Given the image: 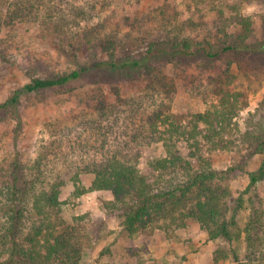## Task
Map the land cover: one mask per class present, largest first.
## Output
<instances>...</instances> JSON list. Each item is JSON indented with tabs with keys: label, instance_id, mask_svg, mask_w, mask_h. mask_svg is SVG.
Returning a JSON list of instances; mask_svg holds the SVG:
<instances>
[{
	"label": "rangeland",
	"instance_id": "1",
	"mask_svg": "<svg viewBox=\"0 0 264 264\" xmlns=\"http://www.w3.org/2000/svg\"><path fill=\"white\" fill-rule=\"evenodd\" d=\"M52 1L55 8H45L41 17L29 16L25 20L4 24L1 28L0 103L32 77L53 76L73 68V57L83 54L78 42L85 30L91 33L92 52L100 53L101 57H106L103 45L109 42L119 56L139 55L148 49L152 41L167 36L206 40L218 45L225 40L222 29L227 27L221 25L219 17V11L223 10L229 18L249 16L252 35L246 44L212 60L197 54L175 60L172 64L163 62L158 65L168 78L167 83L174 87L170 98L172 109L189 119L192 114L214 105L218 100L216 90L223 87L241 92L240 100L248 103L233 120L238 122L241 131L251 113L264 120V0ZM81 9L88 12L87 20L77 16ZM227 30L234 33V24ZM93 81L83 77L66 87L22 95L20 123L14 119L0 121L1 177L16 157L31 165L43 147L52 151L54 146L51 142L62 137L61 150L59 146L56 148L60 157L55 165L69 179L75 171L73 163L83 165L88 158L84 140L85 137L92 138L90 131L86 130L85 118L96 105V99H91L93 91L99 88L111 104L120 103L124 98L138 99L145 94L149 78L141 75L116 82H102L103 85H94ZM151 107L150 100V104L148 102L143 106L144 114ZM140 116L136 117V126L142 121ZM234 131L238 132L236 128ZM91 136H94L93 133ZM56 143L59 145V142ZM123 143L125 141L119 136L112 135L106 147L113 151L124 148L121 147ZM163 150L162 142L145 146L140 159L141 167L152 156H163ZM94 151L92 144L90 155ZM240 151H214V167L226 169L234 165L247 152L244 149ZM55 157L50 155L53 160ZM260 162V156L249 159L244 170L234 172L228 180L231 188L228 216L234 211L242 226L250 212L249 205L264 207V180L246 191L249 173L256 170ZM93 178L94 175L82 174L77 182L69 180L60 195V215L55 217L81 229L82 264H264V258L246 261L247 252L245 245L242 248L243 244H230L223 238L209 239L208 233L191 218L181 227H156L129 234L123 219L113 210L111 192L90 188ZM241 201H244L242 206L239 204ZM31 225L29 222L25 233L31 230ZM262 231L264 229H259L256 234H263ZM233 250L238 251L240 262L234 259ZM229 252L227 258L223 257V253ZM7 257V250L0 244V264H5Z\"/></svg>",
	"mask_w": 264,
	"mask_h": 264
},
{
	"label": "trees",
	"instance_id": "2",
	"mask_svg": "<svg viewBox=\"0 0 264 264\" xmlns=\"http://www.w3.org/2000/svg\"><path fill=\"white\" fill-rule=\"evenodd\" d=\"M53 3L52 0H0V30L4 24L29 16L41 17L45 8H55ZM77 16L87 20L88 12L81 9ZM219 17L221 25L227 27L222 29L225 40L218 45L167 36L152 41L139 55L119 56L107 41L103 45L106 57H101L100 53L92 52L91 33L85 30L78 42L83 54L73 57V68L53 76L32 77L0 103V121L14 119L20 123L19 108L25 93L66 87L83 77L94 80V85L141 75L149 78L145 94L138 99L124 98L111 104L99 88L93 91L91 99H96V105L92 106V115L86 114L88 118H85L86 130L92 138V141L89 137L84 140L88 158L83 165L73 163L75 171L69 179L55 165L60 157L56 148L59 146L61 150L62 137L51 142L52 151L43 147L31 165L16 157L0 175V244L8 253L5 264H82L81 229L62 218L55 219L60 215L64 187L69 180L77 182L82 174L94 175L92 190L111 192L113 210L119 213L129 234L156 227H181L191 218L208 233L209 239L223 238L230 244H243L242 248L245 245L246 261L264 258V231L256 234L264 229V207L249 205L243 226L234 211L228 216L231 175L243 171L249 159L260 156L259 167L249 173L246 191L264 180V120L251 113L241 131L233 120L248 103L240 100L241 92L223 87L217 88L218 100L214 105L187 119L173 111L170 102L173 84L167 83L168 78L157 67L163 62L172 64L197 54L212 60L246 44L253 33L251 18H229L223 10L219 11ZM231 24L235 26L234 33L227 30ZM150 100L152 107L144 114L143 106L150 104ZM139 114L142 121L136 126ZM112 135L125 141L121 145L124 148L108 150L106 143ZM159 142L163 144L164 155L152 156L141 167L143 148ZM92 144L95 151L90 155ZM233 149L247 152L234 165L216 169L213 152ZM53 154L55 160L50 158ZM239 204L244 205V201ZM29 222L31 230L25 233ZM229 254L223 253V257ZM232 254L237 262L241 261L237 250Z\"/></svg>",
	"mask_w": 264,
	"mask_h": 264
}]
</instances>
